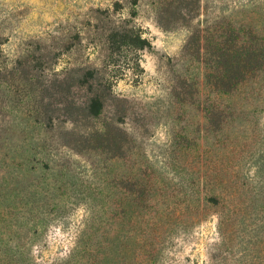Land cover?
<instances>
[{"label": "rangeland", "instance_id": "1", "mask_svg": "<svg viewBox=\"0 0 264 264\" xmlns=\"http://www.w3.org/2000/svg\"><path fill=\"white\" fill-rule=\"evenodd\" d=\"M113 26L148 46L110 62ZM194 29L264 52V0H0V264H91L111 237L110 264H264V64L209 126ZM88 63L112 89L98 118L70 122L86 88L54 84ZM202 157L248 190L242 209L201 208Z\"/></svg>", "mask_w": 264, "mask_h": 264}, {"label": "trees", "instance_id": "2", "mask_svg": "<svg viewBox=\"0 0 264 264\" xmlns=\"http://www.w3.org/2000/svg\"><path fill=\"white\" fill-rule=\"evenodd\" d=\"M164 29L171 28L170 25H161ZM104 41L102 46L104 50L109 52L108 59L113 62L112 55L123 49H144L148 46V42L133 27L113 26L111 29L103 32ZM239 40V38L237 37ZM245 41V42H244ZM240 43V44H239ZM238 44V45H237ZM188 45L195 48L193 53L202 64L205 65L206 73L204 79L208 84L211 94L214 96L211 103L204 110V116L209 126L225 125L230 115L224 112L223 108L216 103L217 97L230 96L239 86L250 79L251 72H254L256 63L264 64V52L253 47V41L243 39L235 42L233 45L226 46L221 40L214 37H203L200 30H193L188 40ZM186 51L189 52V50ZM200 57H206L201 59ZM252 79V78H251ZM78 82L80 86L85 87L87 96L85 100L76 106L72 100L66 99V103L70 105V113L68 120L77 122L82 112L88 119L98 118L105 106V95L103 91L112 89V82L105 79L100 71L92 63L81 65L80 67H72L66 69V79L58 82L56 86L63 89L70 95L74 83ZM102 132L107 125L102 127ZM106 133L105 135H107ZM96 136L104 134L96 131ZM228 160V159H227ZM221 161L208 160L200 158L197 163L199 177V191L203 195L205 204L202 203L201 208L206 206L218 207L221 204L226 205V201L230 200L233 214L236 209H242L247 197V189L243 184H239L236 177L229 171L220 167ZM217 192V193H216ZM233 221L227 216L218 217V231L222 234L228 228H232ZM115 238L111 237L106 241V245L102 249V258L95 255L91 264H110L113 260V253L116 248ZM225 243V239H223Z\"/></svg>", "mask_w": 264, "mask_h": 264}]
</instances>
